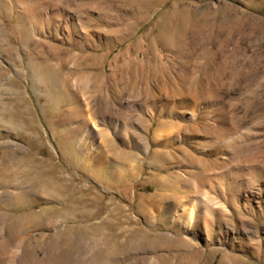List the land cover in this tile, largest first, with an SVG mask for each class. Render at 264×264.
<instances>
[{
	"label": "rangeland",
	"instance_id": "rangeland-1",
	"mask_svg": "<svg viewBox=\"0 0 264 264\" xmlns=\"http://www.w3.org/2000/svg\"><path fill=\"white\" fill-rule=\"evenodd\" d=\"M3 241L264 264V0H0Z\"/></svg>",
	"mask_w": 264,
	"mask_h": 264
},
{
	"label": "bare ground",
	"instance_id": "bare-ground-1",
	"mask_svg": "<svg viewBox=\"0 0 264 264\" xmlns=\"http://www.w3.org/2000/svg\"><path fill=\"white\" fill-rule=\"evenodd\" d=\"M158 96H159V94H158ZM92 161H94V159L92 160ZM223 210V209H222ZM195 213H196V211H195V207H193V208H190L187 212H186V215H188V217H189V219L190 220H192V219H194L195 218ZM222 213H224V210L222 211ZM8 241H3L2 242V244H1V247H0V252H1V254L3 255V254H5L6 255V253H7V247H8ZM18 254V253H17ZM20 256H21V254H20ZM13 257V256H12ZM16 258V257H15ZM19 258V257H18ZM17 259V258H16ZM30 259V258H29ZM10 260V259H9ZM12 260V259H11ZM13 260H15V259H13ZM22 260V259H21ZM16 261V260H15ZM14 262V261H13ZM29 262L28 261H26V262H24V263H22L21 262V264H28ZM0 264H9V262L6 260V256H2V257H0Z\"/></svg>",
	"mask_w": 264,
	"mask_h": 264
}]
</instances>
